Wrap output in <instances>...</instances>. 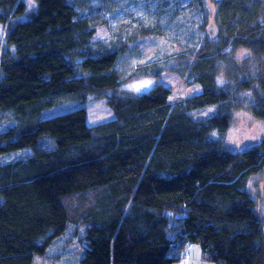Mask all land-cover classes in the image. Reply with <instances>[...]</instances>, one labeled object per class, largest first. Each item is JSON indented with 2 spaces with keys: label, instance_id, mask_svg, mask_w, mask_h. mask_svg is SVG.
<instances>
[{
  "label": "trees",
  "instance_id": "obj_1",
  "mask_svg": "<svg viewBox=\"0 0 264 264\" xmlns=\"http://www.w3.org/2000/svg\"><path fill=\"white\" fill-rule=\"evenodd\" d=\"M183 1L159 6L200 14L199 48L125 76L117 64L126 42L96 47L77 0H35L33 10L26 0H0V124L14 121L0 130V155L31 149L0 163V264H33L68 224L87 226L79 264H187L193 242L210 262L264 264V217L249 187L264 169V138L241 151L225 139L239 109L264 120V0H213L212 41L205 0ZM146 35L165 36L166 27L143 26L133 38ZM241 47L250 52L241 63L228 59ZM159 70L201 91L174 101L163 83L117 93ZM91 95L106 99L113 119L90 125L84 106L41 118Z\"/></svg>",
  "mask_w": 264,
  "mask_h": 264
},
{
  "label": "rangeland",
  "instance_id": "obj_2",
  "mask_svg": "<svg viewBox=\"0 0 264 264\" xmlns=\"http://www.w3.org/2000/svg\"><path fill=\"white\" fill-rule=\"evenodd\" d=\"M81 8V14L89 16L96 31L93 41L96 47L119 48V40L126 42L129 53L122 54L117 67L125 76L132 74L135 66L158 63L161 67H167L181 51H190L192 47L199 48L203 32L199 25L201 18L198 12L187 9L174 15L168 6H159L161 0H77ZM28 9L35 8V0H26ZM171 2V1H170ZM173 3V2H172ZM189 8L188 0L183 1ZM164 4V3H162ZM83 6V7H82ZM171 7V6H170ZM206 26L214 22L213 0H205ZM195 14V15H193ZM197 15V16H196ZM21 16L20 18H24ZM199 19V20H197ZM161 23L166 27V35H146L133 38L143 26H151ZM6 26L0 25V40L3 41ZM205 35V33H204ZM205 37H207L205 35ZM212 41V40H210ZM185 59L191 60L193 55L186 53ZM250 52L244 48L227 50L228 59L231 58L241 63ZM184 61V59H182ZM184 63V62H183ZM228 61L222 64L219 72V81L222 83L227 78ZM160 75L142 76L128 79L117 91L120 95H138L150 90L156 83L167 85L172 93L170 100L189 96L201 91V86L187 82L186 78L178 72L159 70ZM133 85H147L137 91ZM84 106L88 111V123L90 125L106 122L114 118V113L105 98H97L93 95L86 102L70 100L48 108L42 112L41 118L51 117L56 114L66 113L72 109ZM212 108L202 109L200 115H207ZM14 121L0 124V130L5 129ZM264 138V120L255 116L247 109H239L233 113V122L226 134V144L234 151L244 150L255 142ZM31 152L30 148L19 149L0 155V163L25 157ZM249 187L258 202L259 212L264 217V169L250 177ZM85 224H68L66 230L56 237L46 248L44 254H36L33 264H79L84 253L83 236L86 232ZM189 259L187 264H225L224 262L207 261L202 253L200 244L190 243Z\"/></svg>",
  "mask_w": 264,
  "mask_h": 264
},
{
  "label": "water",
  "instance_id": "obj_3",
  "mask_svg": "<svg viewBox=\"0 0 264 264\" xmlns=\"http://www.w3.org/2000/svg\"><path fill=\"white\" fill-rule=\"evenodd\" d=\"M205 34L210 40L216 39V37L218 35V29H217V26H216V24L214 22L213 23H209L206 26Z\"/></svg>",
  "mask_w": 264,
  "mask_h": 264
},
{
  "label": "snow or ice",
  "instance_id": "obj_4",
  "mask_svg": "<svg viewBox=\"0 0 264 264\" xmlns=\"http://www.w3.org/2000/svg\"><path fill=\"white\" fill-rule=\"evenodd\" d=\"M147 85H139V86H136V85H133L131 87L135 88L137 91L140 90V88H143V87H146Z\"/></svg>",
  "mask_w": 264,
  "mask_h": 264
}]
</instances>
